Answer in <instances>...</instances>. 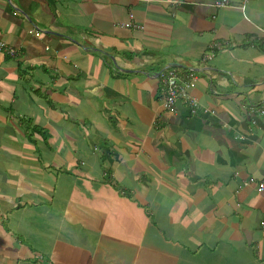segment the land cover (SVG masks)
Instances as JSON below:
<instances>
[{"label":"crops","instance_id":"obj_1","mask_svg":"<svg viewBox=\"0 0 264 264\" xmlns=\"http://www.w3.org/2000/svg\"><path fill=\"white\" fill-rule=\"evenodd\" d=\"M214 1L0 0V264H264V0Z\"/></svg>","mask_w":264,"mask_h":264},{"label":"built area","instance_id":"obj_2","mask_svg":"<svg viewBox=\"0 0 264 264\" xmlns=\"http://www.w3.org/2000/svg\"><path fill=\"white\" fill-rule=\"evenodd\" d=\"M248 0H240V4L237 6L241 10L245 8V5ZM234 3V0H215L214 1V6L217 8H224L228 6H232ZM133 15H129V20L124 23V26L130 27L133 25L132 22ZM0 49L3 51L7 52L10 55H15L16 54V49L13 48L11 45L8 43H0ZM162 78H163V95H162V103L165 109L172 110L174 107V104L176 101L182 97L185 101V103L188 105L189 109L193 113H197L198 110H200V103L197 100L196 97L192 96L191 94H188V90L194 85V79L193 77H188V78H182L179 76L177 73L176 69H166L162 73ZM207 110V109H205ZM264 111V109H263ZM212 112V111H211ZM247 185V183H244ZM259 191L264 190V179L261 180L258 186Z\"/></svg>","mask_w":264,"mask_h":264}]
</instances>
